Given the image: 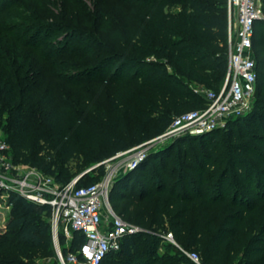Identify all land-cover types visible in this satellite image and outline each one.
<instances>
[{
    "label": "trees",
    "instance_id": "trees-1",
    "mask_svg": "<svg viewBox=\"0 0 264 264\" xmlns=\"http://www.w3.org/2000/svg\"><path fill=\"white\" fill-rule=\"evenodd\" d=\"M23 1L29 0H6L0 9V104L12 111L15 120L6 139L15 162L34 166L62 184L117 152L161 134L178 114L205 107L207 98L191 84L219 91L225 82L228 0H128L126 22L116 27L92 22H108L109 0H98L95 9L81 0H63L65 15L85 20L82 34L88 35L81 39L84 47L79 51L93 63L85 64L80 75H89L115 59L118 71L131 63L145 68L131 86L119 85L111 99L119 128L102 126L55 103L54 82L63 80L55 67L66 64L55 57L64 51L75 56L76 47L66 40L57 50L43 48L38 33L48 22L3 25L2 18ZM258 35L264 37L263 23L256 26L254 47ZM153 57L156 60H148ZM255 57L259 78L251 112L233 118L225 128L192 136L204 141L196 154L182 149L172 157L170 143L159 151L165 153L163 159L153 160L150 154L133 170L151 159L158 161L156 168L163 176L158 188H149L133 212L131 201L122 210L111 202L125 220L144 231L124 238L120 250L109 253L102 264H196L177 245L173 251L160 252L162 235L168 232L181 247L197 251L203 264H264V95H257L264 92V58L256 50ZM65 80L74 81L70 76ZM44 101L50 107L48 133L34 114ZM239 120L246 126L235 132ZM218 131L226 132L228 143ZM181 152L188 158L182 166L176 162L183 157ZM94 169L99 171L98 178L84 181ZM92 170L79 178L78 186L100 180L105 166ZM8 198L13 204L6 226L11 234L0 240V264H24V259L38 253L53 256L51 207L17 192ZM62 241L61 248L67 252L78 249L85 236L75 232L70 246L64 236ZM144 241L149 243L146 250L140 247Z\"/></svg>",
    "mask_w": 264,
    "mask_h": 264
},
{
    "label": "built area",
    "instance_id": "built-area-1",
    "mask_svg": "<svg viewBox=\"0 0 264 264\" xmlns=\"http://www.w3.org/2000/svg\"><path fill=\"white\" fill-rule=\"evenodd\" d=\"M228 11V68L222 88L216 91L197 86L196 91L208 100L205 107L178 114L161 134L96 164L94 167L105 166V173L97 182L78 186L79 175L62 184L34 166L15 162L9 142L0 135L1 198L17 192L29 201L51 207L60 264H102L109 253L120 250L124 238L144 231L114 209L110 192L116 178L136 169L157 143L225 128L233 118L252 111L259 78L254 38L257 24H264V2L228 0ZM111 160H116L115 164L107 166ZM60 228L68 246L75 232L85 236L84 243L76 250L63 252L58 241ZM162 236L174 242L193 262L203 264L199 253L181 247L172 232Z\"/></svg>",
    "mask_w": 264,
    "mask_h": 264
},
{
    "label": "rangeland",
    "instance_id": "rangeland-1",
    "mask_svg": "<svg viewBox=\"0 0 264 264\" xmlns=\"http://www.w3.org/2000/svg\"><path fill=\"white\" fill-rule=\"evenodd\" d=\"M81 1L82 3L89 6V8L95 9L98 0ZM127 2L128 0H109L108 3L110 12L108 14V19H105L108 20V22L105 23L103 20L100 23H96L93 20L92 22L96 24V26H101L102 24V27H116L121 23L125 24L127 8H125L124 5L128 6L129 3ZM5 3L6 0H0V9L5 6ZM62 5L63 0L23 1V4L19 5L14 10V13L7 14L2 18L3 25L8 26L12 22H27L28 24L31 22L46 24L48 22L44 27H42L45 29H41L40 33H38L39 40L44 41L45 43V47L43 48H46L47 50L54 48L57 50L62 44H64V41L68 40V44L70 46L76 47V52H79L77 55L73 56L72 54L65 53L64 51V53L55 57L58 61L64 60L66 63L55 67V72L63 77V80L54 82L53 94L55 103L67 107L80 116L94 119L102 126L109 127L113 126L112 124H114L116 128H119L118 122L116 121V114L111 108V99L117 96L120 88L119 85L123 84L124 86L126 84V86H131V84H133L138 79V77L143 74L145 68L131 63L123 70L118 71V69L114 68L117 62L115 59L110 61V63H108L109 65L97 67V69H95L89 75H80V72H82V68H84L85 64L88 65L93 63V61L83 53V50V54L79 51L84 47V43L81 42V39L87 38L88 35L86 33L82 34V28L84 27L83 25L85 20H81L80 17L74 18L73 15L70 14L65 15V13L62 11ZM22 17L26 18L23 19ZM50 24L53 27L58 25V28H52L48 26ZM90 34L92 36H97V33L94 31L90 32ZM101 37H104V35L102 34ZM25 39H27V37H25ZM255 50L259 57L264 58V37L261 38L259 35L256 37ZM79 54L82 56L81 59L78 58ZM148 60H156V58H148ZM71 63L75 65L71 66ZM68 76L72 77L74 81L69 82L65 80L68 78ZM191 87L196 88L197 86L191 84ZM261 88L262 90L264 89V83ZM257 95L263 96L264 92L260 91ZM49 112L50 107H48V104L45 101L36 106L34 110L36 119L38 120L41 128L44 129L46 133L50 131L48 126ZM14 123L15 120L12 111L4 110L0 104V135L6 139L9 136V130ZM235 123V132L240 131V128L246 126L243 120L235 121ZM127 126L130 127L132 132V122L128 121ZM259 131L260 129L257 130V132ZM218 132L222 137H224L226 141L225 143H228L230 139L227 138L226 132ZM192 136L193 135L189 134L181 135L167 140L166 142L157 143L150 153L151 156L149 154L148 157L150 156L153 158V160H156L154 159L155 157L157 160L163 159L165 153H160L159 151L161 148L170 143H173V148H170L168 153L170 152L172 157L179 153L182 149H184V152L188 151L189 155L196 154L198 153V150L204 148V144L202 143L204 141L202 138H192ZM207 140L209 139L207 138L206 141ZM184 152H181V154L183 153V157H180L176 160V162L181 163V166L188 160V158L184 156ZM153 160H147V162L136 171H133L135 169L130 170L133 171L132 174L128 171L116 178V181L112 187L113 191L111 190L112 192H110V200L120 210L124 209L131 201L132 204L130 206V212H133V210L137 208V202H139L141 198L147 194V190L149 188H158V180H161L163 174L156 168L158 161L153 162ZM115 161L116 160H111L107 162V166H113ZM72 164L75 165V163ZM73 171L75 172V169ZM82 173L83 172H79L75 177L81 175ZM98 175L99 171L94 169L87 173L84 181L97 179ZM8 197L9 196H6L5 199L0 198V240L4 236H9L11 234L6 228L13 210V204L9 202ZM52 233L53 239L51 248L53 251V256H44L42 253L34 254L35 256L33 258L24 259V264H60L57 252V243L55 241L53 230ZM58 236L59 245L63 246L64 243L62 239L63 236L65 237V235L64 232H62V228H60ZM161 242L163 246L160 252H164L166 250H175L173 246L176 244L171 240L165 239ZM148 244V241H144L143 243H140V247L146 250L148 248ZM0 256H3V254L0 253ZM119 259L120 257L115 256V260Z\"/></svg>",
    "mask_w": 264,
    "mask_h": 264
},
{
    "label": "water",
    "instance_id": "water-1",
    "mask_svg": "<svg viewBox=\"0 0 264 264\" xmlns=\"http://www.w3.org/2000/svg\"><path fill=\"white\" fill-rule=\"evenodd\" d=\"M93 169V167L90 169V170H92ZM90 170H87L86 172H83L82 174H81V176H83L85 173H87V172H89ZM80 176V177H81Z\"/></svg>",
    "mask_w": 264,
    "mask_h": 264
}]
</instances>
